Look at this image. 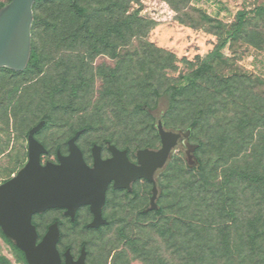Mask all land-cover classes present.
Returning <instances> with one entry per match:
<instances>
[{
  "label": "rangeland",
  "instance_id": "1",
  "mask_svg": "<svg viewBox=\"0 0 264 264\" xmlns=\"http://www.w3.org/2000/svg\"><path fill=\"white\" fill-rule=\"evenodd\" d=\"M263 0H80L87 9L77 17L65 1L41 3L35 8L38 22L32 28V43L39 67L20 75L0 71V183L14 177L27 162V133L44 117L46 127L36 134L54 158L55 151L67 152L66 142L82 128L90 127L78 139L89 161L93 144L110 141L131 153L137 149L160 146L157 121L163 119L166 130L190 131L188 143L197 145L190 120L182 108L168 113L164 98L150 94L154 80L167 83L199 64L217 43L212 33L230 27L240 10H252ZM141 19L150 28L141 37ZM225 28V29H226ZM165 53L161 62L156 51ZM166 54L175 62L169 64ZM224 57L213 62L216 75L226 78L245 75L264 82V21L248 17L246 29L223 50ZM155 61V62H154ZM157 66V69H156ZM155 70L157 71L155 73ZM264 91V86H262ZM148 105L133 111V102ZM185 148L183 141L182 146ZM181 149L163 169L155 173L157 203L165 201L182 179L192 176L203 151L194 152L190 167ZM151 185L141 180V197L125 198L110 194L106 209L108 226L86 228L91 215L78 212L76 225L67 217L49 212L44 220L61 222L60 247L73 251L84 245L89 264H113L116 251L120 264H142L132 240L141 236V224L152 223V213L141 216L149 205ZM163 200H161V195ZM0 256L9 264H23L12 247L0 236ZM116 260V261H117Z\"/></svg>",
  "mask_w": 264,
  "mask_h": 264
},
{
  "label": "trees",
  "instance_id": "2",
  "mask_svg": "<svg viewBox=\"0 0 264 264\" xmlns=\"http://www.w3.org/2000/svg\"><path fill=\"white\" fill-rule=\"evenodd\" d=\"M9 1L1 2L0 8ZM53 1H65L77 17L87 13L80 0H38L33 5L31 34L38 22L35 8ZM250 15L264 21V0L252 10L238 11L230 27L222 25L213 32L217 43L198 65L167 83L156 79L150 84L148 96L164 98L169 114L183 109L192 135L200 138L196 150L203 151V156L193 167L192 176L182 179L165 201L157 203L156 211L141 213H152L155 218L141 224V236L132 240L142 264H264V82L245 75L219 78L213 65L224 57L226 45L244 32ZM149 28L141 19V37ZM158 54L160 60L153 57L157 65L165 53L158 50ZM166 57L169 64L175 62L174 55ZM38 67L31 37L27 67L22 72L0 71L20 75ZM133 100V111L148 105L146 96H141V103ZM42 120L45 125L40 131L48 124L46 117ZM89 128L79 130L83 134ZM0 236L26 264L13 242L1 231ZM120 256L116 251L113 264H120ZM0 264L9 262L0 256Z\"/></svg>",
  "mask_w": 264,
  "mask_h": 264
},
{
  "label": "water",
  "instance_id": "3",
  "mask_svg": "<svg viewBox=\"0 0 264 264\" xmlns=\"http://www.w3.org/2000/svg\"><path fill=\"white\" fill-rule=\"evenodd\" d=\"M36 1L10 0L0 8V69L22 72L27 67ZM44 125L45 121L41 120L28 131L26 164L0 185V229L4 237L23 253L26 264H62L57 250L60 236L57 223L51 224L38 241L31 223L34 214L63 209L64 215L74 223L77 210L86 206L92 214L86 228L97 229L108 224L101 214L108 184L114 182V188H128L136 179L145 180L152 186L149 205L143 213L156 211L158 188L155 173L163 169L180 139L190 167L195 162L193 153L198 147L188 143L189 130L185 133L168 131L158 120L156 131L160 147L157 150H137V165L129 163L125 152H119L113 146H109L113 157L103 161L100 147L96 145L91 150L93 164L87 165L76 145L83 130L75 132L67 141V155L57 151V163L47 161L43 164L41 158L47 151L35 139V134ZM85 255L82 247L79 258L74 261L67 249L64 264H86Z\"/></svg>",
  "mask_w": 264,
  "mask_h": 264
},
{
  "label": "flooded vegetation",
  "instance_id": "4",
  "mask_svg": "<svg viewBox=\"0 0 264 264\" xmlns=\"http://www.w3.org/2000/svg\"><path fill=\"white\" fill-rule=\"evenodd\" d=\"M9 74H10V75H14V74H12V73H9ZM165 130H166V129H165ZM35 136H36V135H35ZM35 139H36V137H35ZM78 139H79V138H78ZM78 139H77V141H76V145H77L78 148L81 150V148H80L79 145H78ZM36 140H37V139H36ZM68 140H69V139H68ZM37 141H38V140H37ZM182 141H183L182 139H180V140L178 141L177 146H176L175 149L170 153L167 162H168L169 159L171 158L173 152L176 151V150H178V148H180V149H181L180 151H183V152H184V155H185V148L181 147V146H182ZM38 142H39V143H40V144L46 149V151H47V154H46V155H49L50 152H49V150L47 149V147H46L43 143H41L40 141H38ZM94 145L100 147V158H101V160H103V161H105V160H109V159H111V158L113 157L111 151L109 150V146H113V147L116 148L119 152H125V155H126L127 160H128L129 163H131V164H133V165H137L136 152H137V150H141V149H137L136 151H134V153H131V152L129 151L128 148H125V147H119V146L115 145L114 143H112V142H110V141H106V142L104 143V145L93 144V145L91 146V148H90V153H89V156H90L89 161L86 159L85 154H84L83 151L81 150V152H82V154H83V158H84L86 164L89 165V166H92V164H93V159H92V157H91V150H92V147H93ZM66 147H67V142H66ZM159 147H160V146H159ZM159 147H158V148H159ZM158 148H157V149H158ZM149 149H152V148H149ZM157 149H153V150H157ZM57 151H59L61 155H67V152H66V153H61V151H60L59 149H57V150L55 151L54 158H53L52 160H50L49 162L57 163V158H56V153H57ZM46 155H44V156H46ZM185 158H186V161H187V163H188V159H187L186 155H185ZM193 159L195 160V158H194V153H193ZM41 161H42V158H41ZM167 162H166V164H167ZM43 164H44V163H43ZM166 164H165V165H166ZM9 179H11V178L5 179L4 181H2V182L0 183V185L3 184L4 182L8 181ZM113 184H114V182H110V183L108 184V187H107V190H106V194H105V203H104V205H103V207H102V210H101L102 218H103L104 220H106L108 223H109V221L107 220L106 209H107V207H108V205H109V196H110V194H114L115 196H116V195H117V196H122L123 198H125L126 201L124 202V205H125L126 207L129 206V198H132L133 200H137V199H139V197H141V179H136V180L132 181V182L129 184L128 188H114V187H113ZM81 209H87V210L89 211L88 207H86V206L79 208V209L77 210V212H76V219H75V222L72 224V225H74V226L76 225L78 212H79ZM49 212H57L58 215H61L62 217H66V216L64 215V210H63V209H49V210H46V211H44V212H42V213H40V214H34V215L32 216V218H31V223H32V225L35 227L36 232H37V234H38V237L41 236V237H40V239H41V238L43 237V235L47 232L48 227H49L51 224H53V223L56 222L57 225H58L59 233H60L59 241H58V243H57V250H58L59 255H60V258H61V263L64 264V261H65L64 253H65V251H66L67 249L69 250L72 259H73L74 261H76V260L79 258L80 254H81V248L84 247L85 252H86V255H85V263H86V264H89L88 261H87L89 254H88V251H87V249H86V247H85L84 245H81V246L77 249V251H73L72 248H70V247H60V243H61V239H62V234H61V229H60V227H61V222H60L58 219H53L52 221H49V222L46 221V220H44V216H45L47 213H49ZM89 213H90V211H89ZM90 215H91V219H90L89 223H90L91 220H92V214L90 213ZM68 219H69V218H68ZM69 221H70V220H69ZM87 224H88V223H87ZM87 224H86V225H87ZM86 225H85V226H86ZM105 226H106V225H104V226H100L99 228H97V229H93V230H99L100 228L105 227ZM107 226H108V225H107ZM0 231H1V229H0ZM1 233H2V232H1ZM40 239H39L38 241H40Z\"/></svg>",
  "mask_w": 264,
  "mask_h": 264
},
{
  "label": "crops",
  "instance_id": "5",
  "mask_svg": "<svg viewBox=\"0 0 264 264\" xmlns=\"http://www.w3.org/2000/svg\"><path fill=\"white\" fill-rule=\"evenodd\" d=\"M4 1H5V0H0V3H1V2H4Z\"/></svg>",
  "mask_w": 264,
  "mask_h": 264
}]
</instances>
